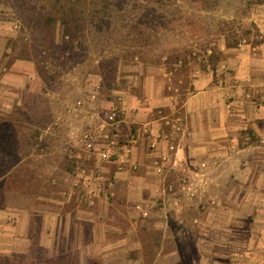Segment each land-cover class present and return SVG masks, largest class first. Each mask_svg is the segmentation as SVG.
<instances>
[{
	"label": "rangeland",
	"instance_id": "obj_1",
	"mask_svg": "<svg viewBox=\"0 0 264 264\" xmlns=\"http://www.w3.org/2000/svg\"><path fill=\"white\" fill-rule=\"evenodd\" d=\"M0 37L8 48L0 66V264H135L138 251L141 264H264V190L257 178L253 189L202 197L198 210L182 214L184 223L173 213V236L143 228L140 249L127 221L121 224L127 242L106 245L102 255L87 249H98L89 229L87 245L74 227L50 245L44 218L78 205L79 192L55 194L53 183L65 190L71 181L50 169L57 157L81 155L87 141L111 135L115 105L105 103L122 77L163 64L186 82L194 69L221 63L263 68L264 0H0ZM17 59L31 66L17 71ZM29 67L36 81L8 76H28ZM249 137L264 154L261 136Z\"/></svg>",
	"mask_w": 264,
	"mask_h": 264
},
{
	"label": "crops",
	"instance_id": "obj_2",
	"mask_svg": "<svg viewBox=\"0 0 264 264\" xmlns=\"http://www.w3.org/2000/svg\"><path fill=\"white\" fill-rule=\"evenodd\" d=\"M7 51V38L0 37V66ZM28 64L17 59L12 68L19 71ZM257 64L221 63L217 70L194 69L190 82L177 77L179 69L170 70L165 64L122 77L113 100L105 103L115 105L109 119L113 111L118 112L109 139L93 143L94 153L87 141L85 154L70 150L62 160L57 157V168L50 169L63 172L71 181L65 190L61 183H53L56 195L80 194L74 197L78 205L71 211L57 207L44 216L49 221L50 245L55 236L73 227L86 244L89 229L90 245L98 249H87L102 255L107 253L106 245L127 242L121 235V224L127 221L133 227V248L140 249L139 231L160 228L164 239L173 236L169 231L173 213L184 223L182 214L198 210L195 202L202 197L253 189L252 178H257L258 190H264V154L256 151L249 137L260 135L264 148V63L260 69ZM28 72V76L25 72L8 76L18 83L25 78L36 81L31 67ZM103 153L111 159H102ZM63 161L72 165L63 168ZM50 202L63 204L59 198ZM259 242L264 244V236ZM137 254L135 264H141L142 253Z\"/></svg>",
	"mask_w": 264,
	"mask_h": 264
},
{
	"label": "built area",
	"instance_id": "obj_3",
	"mask_svg": "<svg viewBox=\"0 0 264 264\" xmlns=\"http://www.w3.org/2000/svg\"><path fill=\"white\" fill-rule=\"evenodd\" d=\"M117 119H118V112L115 110V111H113V113H112V115L110 116V123H111V126H115V123L117 122ZM104 137H107V139H109L108 137L109 136H104ZM86 139H90V136L89 135H87L86 136ZM92 139V138H91ZM90 142L88 143L89 145V148H91L92 149V146H93V141L92 140H89ZM96 143V142H95ZM102 159H104V160H110L111 159V157L110 156H108L107 154H105V153H103L102 154Z\"/></svg>",
	"mask_w": 264,
	"mask_h": 264
},
{
	"label": "trees",
	"instance_id": "obj_4",
	"mask_svg": "<svg viewBox=\"0 0 264 264\" xmlns=\"http://www.w3.org/2000/svg\"><path fill=\"white\" fill-rule=\"evenodd\" d=\"M66 27V25H64Z\"/></svg>",
	"mask_w": 264,
	"mask_h": 264
}]
</instances>
